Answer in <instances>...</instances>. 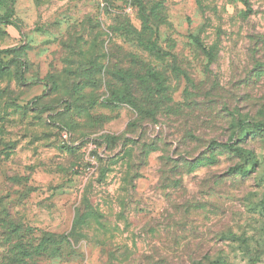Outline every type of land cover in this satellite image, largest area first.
Listing matches in <instances>:
<instances>
[{
  "label": "rangeland",
  "instance_id": "374dc122",
  "mask_svg": "<svg viewBox=\"0 0 264 264\" xmlns=\"http://www.w3.org/2000/svg\"><path fill=\"white\" fill-rule=\"evenodd\" d=\"M0 52V264H264V0H0Z\"/></svg>",
  "mask_w": 264,
  "mask_h": 264
},
{
  "label": "trees",
  "instance_id": "16d2710c",
  "mask_svg": "<svg viewBox=\"0 0 264 264\" xmlns=\"http://www.w3.org/2000/svg\"><path fill=\"white\" fill-rule=\"evenodd\" d=\"M244 4L246 6H249L248 1H244ZM3 21L6 24H13V22L6 17L3 19ZM1 53L2 52H0V55H1ZM4 67H5V65L0 58V71H2L4 69ZM119 79H122V77ZM138 80L140 81V84L141 83L145 84L146 77H144L143 75H140L138 77ZM83 89H84V87L79 88L77 86V84H72L71 87H68V95L73 97V98H74V96H76V99L83 100L85 98L84 95L83 94L78 95V92H81ZM108 90L110 91V96H112V97H118L119 96V92L113 90L111 88V85H110V88H108ZM241 124L244 125V123H241ZM253 126H255V128H257L261 131H264V124H262V123L253 122ZM68 142L70 144V140ZM224 144H226L228 146H232V143H224ZM164 173H165V175L170 174L171 171H164ZM136 177H139V174H137L134 178H136ZM130 185L133 186L132 183H130ZM85 208H89V206L87 207L85 205V203H83L82 210L81 209L79 210L78 215L75 219L76 224H79V223L84 224L87 222L88 219H96L97 218L96 214H92L93 211L91 209H89V213H84ZM6 222H7L6 219H2L0 217V223L5 224ZM9 223H7V224H9ZM27 232H30V231L25 229L24 235H19V233H15V232H14V234L11 233V236H13L14 239L11 240V239L7 238L5 240L4 243L10 244L9 245L10 246L9 253H13V255H15V256H13L12 258L6 256L5 257L6 259L4 260L3 264H34L33 259H35V258H37L36 262L40 263L43 260H47L48 258H52V257L56 256V253L58 252L57 249L50 248V246L53 245V242H54V241H52L51 236L41 238L37 242V240L32 241L29 238H27V234H26ZM194 264H201V262L194 260Z\"/></svg>",
  "mask_w": 264,
  "mask_h": 264
},
{
  "label": "built area",
  "instance_id": "2783aa9c",
  "mask_svg": "<svg viewBox=\"0 0 264 264\" xmlns=\"http://www.w3.org/2000/svg\"><path fill=\"white\" fill-rule=\"evenodd\" d=\"M63 137H64V139L67 141H69L70 139H69V136H68V134H67V132H64L63 133Z\"/></svg>",
  "mask_w": 264,
  "mask_h": 264
}]
</instances>
